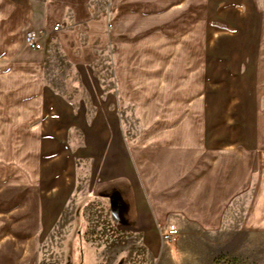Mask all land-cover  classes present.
Returning a JSON list of instances; mask_svg holds the SVG:
<instances>
[{"label":"crops","instance_id":"1","mask_svg":"<svg viewBox=\"0 0 264 264\" xmlns=\"http://www.w3.org/2000/svg\"><path fill=\"white\" fill-rule=\"evenodd\" d=\"M93 2L0 0V144L18 145L24 160L31 142L42 164L46 141H57L61 128L67 137L82 130L74 157L97 160L98 171L86 203L97 202L110 216L117 243L132 241L134 264L156 257L160 264L164 255L172 263L183 257L186 264H214L219 242L227 250L241 235L263 241L264 3L215 0L208 31L202 0H108L101 8ZM55 24L60 30L51 33ZM30 30L49 33L42 50L27 47ZM170 65L174 79L193 85L175 91L177 115L168 108L165 115L159 91L147 88L155 79L169 82ZM49 67L55 80L68 82V93L49 88ZM234 75L249 83L240 101L214 100L218 82ZM124 107L136 119L135 136L119 117ZM49 110L72 115L64 128L58 115L52 121L56 135L46 126ZM73 172L67 164L61 179ZM170 225L178 234L166 242ZM86 251L78 246L81 259L95 263L96 250ZM125 263L120 256L117 264Z\"/></svg>","mask_w":264,"mask_h":264},{"label":"rangeland","instance_id":"2","mask_svg":"<svg viewBox=\"0 0 264 264\" xmlns=\"http://www.w3.org/2000/svg\"><path fill=\"white\" fill-rule=\"evenodd\" d=\"M93 3L100 8L107 7L108 0H94ZM259 3L263 5L264 0H259ZM215 4V0H202L203 18L207 22L205 25L208 31L210 23L215 20L213 17ZM222 8L219 6L217 10ZM234 21L238 22L239 19L234 16ZM223 23L225 22H217L218 27L224 29ZM209 36L210 33L207 32L206 39H209ZM157 40L160 42L162 38L159 36ZM156 51L160 56L161 50ZM99 68L97 67L99 73L105 69L103 66ZM153 68L154 72L158 71V74L154 76L160 77L161 65H155ZM48 69L50 72L47 73L49 88L56 89L61 94L68 93L66 89L68 82L64 79L55 80V71L53 72L51 67ZM169 69L172 78L169 82L155 79L147 82V88L159 91L157 102L163 106L165 115L168 112L166 108L169 109L170 115H177L178 96L175 91L184 87L192 90L193 85L191 83L189 86L188 81L183 84L182 81L174 79L176 69L173 65H170ZM62 72L65 77L69 73L68 66H64ZM106 76L109 77V72H106ZM232 77L218 82L216 88L221 91L217 96L212 97L214 100L223 102L234 99L236 102L239 98L240 101L244 88L248 90L249 83L242 82L239 79L240 76L239 78L236 75ZM106 83L109 86L112 85L111 81H106ZM62 99L66 102L70 97L63 96ZM186 106H190V101L186 103ZM131 112L129 107H124L119 117L125 125V132L130 136H135L139 133V129L134 114ZM57 115L60 119L58 123L63 128L71 121V113L57 114L49 110L46 126H48V132L55 135V130L52 131V128L58 123L54 125L52 121L57 118ZM60 130L61 137L59 136L57 141L59 140L61 144L55 145L57 158L51 161L49 157L50 149L57 142L49 139L45 145L47 156L42 164L34 159L33 153L37 150L31 142L23 146L25 148L24 160H21L20 154L22 153L18 152V145L0 144V264H91L93 261L91 262L89 257L88 260L81 259L78 246L83 250L88 249L86 255L89 250H96L93 255L95 262L93 264H117L120 256L125 258V264H134L133 254L130 251L132 241L126 237V240L119 239L117 243L120 232L115 229L116 225L110 216L97 202L89 205L86 203L88 193L97 181L98 171L97 160H83L74 157L76 148L83 146L82 130L73 131L71 129V137H67L69 130L65 128ZM73 137L77 140L75 144L66 143L67 138L70 140ZM67 164L70 167L72 165L74 172L70 178L68 175V179L64 180V177L61 179L60 173ZM240 237L228 242L227 250L222 249L224 242L218 243L214 264H264V240H253L248 235ZM158 261L156 257L152 264H158ZM160 264L186 263L183 257L172 263L167 259V255H164Z\"/></svg>","mask_w":264,"mask_h":264},{"label":"built area","instance_id":"3","mask_svg":"<svg viewBox=\"0 0 264 264\" xmlns=\"http://www.w3.org/2000/svg\"><path fill=\"white\" fill-rule=\"evenodd\" d=\"M59 30H60V25L55 24L50 32L55 33L58 32ZM48 34L49 33L47 31H39V32H35L32 30L27 31L24 36L25 43L30 50L40 51L43 49L42 41L46 38ZM177 234L178 232L175 226L170 225L166 230L165 234H163L162 239L166 242H172L176 239Z\"/></svg>","mask_w":264,"mask_h":264}]
</instances>
